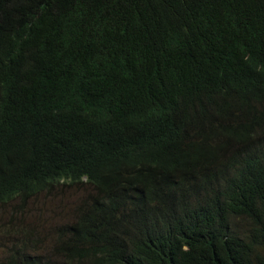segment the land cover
I'll list each match as a JSON object with an SVG mask.
<instances>
[{"label":"trees","instance_id":"1","mask_svg":"<svg viewBox=\"0 0 264 264\" xmlns=\"http://www.w3.org/2000/svg\"><path fill=\"white\" fill-rule=\"evenodd\" d=\"M84 180L0 264H264V0H0V203Z\"/></svg>","mask_w":264,"mask_h":264},{"label":"rangeland","instance_id":"2","mask_svg":"<svg viewBox=\"0 0 264 264\" xmlns=\"http://www.w3.org/2000/svg\"><path fill=\"white\" fill-rule=\"evenodd\" d=\"M82 193L73 186H64L53 191L52 195L43 194L38 199L25 201V204H11L0 219V224H8L13 219L28 225H36L43 244L49 245L57 223L72 219ZM4 249L0 248V254Z\"/></svg>","mask_w":264,"mask_h":264},{"label":"clouds","instance_id":"3","mask_svg":"<svg viewBox=\"0 0 264 264\" xmlns=\"http://www.w3.org/2000/svg\"><path fill=\"white\" fill-rule=\"evenodd\" d=\"M142 177L139 176L138 172L136 173V177H135V183L134 185H136L137 180ZM84 184H81V182L78 183L79 186H73L76 188L77 191L82 193V196L80 198V201L76 207L74 216L72 219L67 220L66 222L63 223H57V225H70L75 223L78 220V217L80 215V212L91 207V206H97L99 207V205L95 204L93 201V196L97 195L98 191L94 190L93 187L86 183V181L84 180ZM191 183V180L189 179V177L183 173L182 171H169V172H164L162 174V176L155 182H152L150 185L144 187L141 190V195H140V199L141 201L139 202V205L142 206L144 204V198H143V194L144 193H148L150 194L152 192V190L154 189H166L170 186H181V185H188ZM68 186V185H67ZM64 187V186H61ZM61 187H57L54 188L52 190V192L48 193L45 192L47 195L51 196L53 191L56 189H60ZM18 202V201H17ZM17 204V203H16ZM15 204V205H16ZM10 204H2L0 203V219L3 217V215L8 211V207ZM15 211V207L13 210V213ZM14 220V219H13ZM56 225V226H57ZM0 239H8L11 240L10 237H5V236H0ZM5 257V250L0 254V261L2 259H4Z\"/></svg>","mask_w":264,"mask_h":264}]
</instances>
